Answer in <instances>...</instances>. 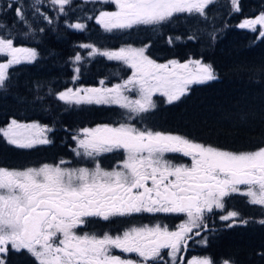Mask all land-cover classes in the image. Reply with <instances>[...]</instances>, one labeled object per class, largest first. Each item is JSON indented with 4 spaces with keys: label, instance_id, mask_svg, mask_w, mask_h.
Instances as JSON below:
<instances>
[{
    "label": "snow or ice",
    "instance_id": "obj_1",
    "mask_svg": "<svg viewBox=\"0 0 264 264\" xmlns=\"http://www.w3.org/2000/svg\"><path fill=\"white\" fill-rule=\"evenodd\" d=\"M83 2L115 6V11H101L95 17L97 24L111 32L138 26H151L155 30L181 13L206 17L205 9L214 0ZM13 3L17 4L18 22L27 25L23 4L13 0L7 8L12 9ZM48 3L58 16H66V6L72 5L73 0H48ZM231 3L239 11L238 0ZM44 5L45 0H32L30 7L51 24L52 19L41 11ZM258 26L259 36L264 38V13L239 25L253 32L258 31ZM68 27L82 31L85 25L75 23ZM0 29L6 26L0 23ZM168 42L172 43V39ZM81 47L90 49L89 56L121 61L132 70L131 75L112 87L103 86L101 81L102 87L69 88L57 98L66 104L118 106L124 110V122L119 126L85 128L73 136L76 141L73 151L90 160L91 168L64 167L63 160L58 165L23 170L0 168V253L26 250L35 264H160L164 259L162 250L167 249L170 264H184L181 253L188 248L190 234L194 229H207L206 213L214 209L223 211L226 197L238 194L246 198V203L264 208V147L231 152L131 123L156 107L154 96L164 97L166 103L172 104L188 92L190 85L215 80L211 65L198 60L156 63L145 55L146 47L129 46L119 51L100 50L93 45ZM36 55L35 50L15 47L12 38L0 35V56L8 58L0 62V89L5 87L13 65L31 62ZM81 59L76 54L74 64ZM79 71L74 68L75 73ZM45 131L39 125L20 124L16 120L7 128H0L7 142L19 148L50 143L43 134ZM118 150H122L124 159L111 170L101 168L97 157ZM169 153L190 158V165L173 163L166 158ZM161 212L183 214L186 220L177 230L156 224L131 227L116 235L76 231L87 225L90 218L109 221L113 217ZM238 216L237 211H229L221 219L234 223ZM259 223L264 224V219ZM114 250L125 255L114 254ZM0 264H4L3 259ZM187 264L212 262L204 257L192 258ZM222 264L231 262L225 259Z\"/></svg>",
    "mask_w": 264,
    "mask_h": 264
},
{
    "label": "trees",
    "instance_id": "obj_2",
    "mask_svg": "<svg viewBox=\"0 0 264 264\" xmlns=\"http://www.w3.org/2000/svg\"><path fill=\"white\" fill-rule=\"evenodd\" d=\"M81 4V0H73L72 5L66 6V16H58L57 11L48 6L52 23L47 26L34 24L35 30L18 22L15 15L17 5L0 12V23L6 26V29H0V35L12 38L15 47H29L38 53L34 61L21 62L9 69L5 87L0 89V128L16 120L51 130L49 145L30 149L9 144L0 133V168L23 170L47 163L54 165L58 159L70 156L72 137L77 131L124 122V110L116 106L69 105L57 98L69 88L102 87L101 81H104L103 86H111L123 83L131 75L132 70L121 61L100 55L89 56L90 49L81 45H93L108 51H119L128 46L146 47L145 55L156 63L198 60L211 65L217 76L215 80L190 85L188 92L172 104L166 103L164 97L154 96L156 107L142 114V119L137 118L131 123L139 128L180 135L231 152H248L264 147V38L230 25V15H226L229 10L222 11L224 17L221 19L219 16L215 37L209 36L208 44L197 47L200 39L184 41V37L171 36L179 34L168 32L163 25L155 30H126L114 35L105 34L95 21H76L85 25L82 31L68 27ZM89 5H84L83 12L97 13L98 10L91 9ZM239 9L242 10L231 14L233 22L264 11V1L242 0ZM183 23L184 20L178 18L166 24L173 25L175 30L189 32ZM169 38L172 43L168 42ZM78 53L82 59L74 64ZM0 62L6 61L0 59ZM76 67L80 69L78 74L74 72ZM110 155L103 156L108 157L105 162L100 160L103 169H106V164L118 161ZM169 160L178 164L173 157ZM245 201L246 198L238 197L225 199L228 207L237 211L247 223H242L244 226L235 230L211 224L217 232L212 233L210 228L206 232L208 244L201 248L193 246V255L210 258L212 264H222L225 259L231 264H264V224L259 223L264 219V215L261 216L264 210ZM216 222L217 217L213 216L207 223ZM153 223L148 219L105 221L95 223L85 231L98 233L133 224ZM163 223L177 225L175 220H164ZM3 260L4 264H35L23 250H9Z\"/></svg>",
    "mask_w": 264,
    "mask_h": 264
},
{
    "label": "rangeland",
    "instance_id": "obj_3",
    "mask_svg": "<svg viewBox=\"0 0 264 264\" xmlns=\"http://www.w3.org/2000/svg\"><path fill=\"white\" fill-rule=\"evenodd\" d=\"M214 1H220V8H219V13H220V19L222 18V17H224L223 16V10L224 11H228L229 10V13H227L226 15H230V20H229V24L231 25V24H233V25H237V27L239 28V29H242V30H246V31H248V32H250V33H258V37H260L259 36V26H258V31L257 32H253L252 30H250L249 28H241V27H239V25L241 24V23H243L245 20H247V19H244V20H242L241 22H233V20H231V14H236L238 11H236V10H232V7H233V5H232V3H231V0H214ZM241 1L242 0H238V7H239V5L241 4ZM264 1V0H263ZM9 2H13V0H0V12L1 11H3V10H8V8H7V4L9 3ZM20 2L23 4V9H24V12H25V16H26V19H27V25L26 26H28L31 30H35V25L34 24H40V23H43L45 26H47V25H49V23L44 19V17L43 16H41L39 13H37V12H35L34 11V9H32L31 7H30V5H31V2H32V0H20ZM81 2H82V4H81V6H80V10H79V12H78V10H77V12H76V16L73 18V23L72 24H75L76 23V21H78V20H88V21H95L96 22V19H95V17H97L98 15H99V13L101 12V11H115L116 9H115V6L114 5H112V4H102V3H95V4H93V3H84L83 2V0H81ZM258 2H260V0H258ZM85 4H90L89 5V7H92L91 9H93V8H95V9H97L98 11H97V13H95L94 11H92V12H90V13H88V14H85L84 12H83V7H84V5ZM13 5H17L16 3H13ZM48 6H50V3H48V2H45V5L44 6H42V8H41V11H43L48 17H49V13H48V10H50L51 8H49ZM106 6V7H105ZM107 6L109 7L108 9H105V8H107ZM50 7H52V6H50ZM234 9V8H233ZM4 12V11H3ZM262 13H264V12H262ZM262 13H259V14H257L256 16H254V17H251L250 19H253V18H256V17H258L259 15H261ZM89 16H91V17H93V19H88V17ZM100 25V24H99ZM163 26H165V28L168 30V32H170V31H179V29L178 30H172L173 29V25H168V24H165V25H163ZM100 27H101V29H102V31L105 33V34H111V35H114V34H117V33H123V31H126V30H113V31H111V32H109V31H105V29L100 25ZM143 30V32L144 31H147V30H149V29H151V30H153V27H151V26H138V27H134V28H132V29H128L126 32H128V31H131V32H137V31H139V30ZM184 33V34H183ZM188 33V31H184V32H180L179 33V35H173V34H171V36H174V37H184V39H185V37H186V34ZM193 37V39H190L191 41L190 42H193L194 40H196V38L194 37V36H192ZM199 37H202V35L200 34L199 35ZM177 39V38H176ZM184 41H187V40H184ZM130 45H132V44H130ZM129 47V46H128ZM131 47V46H130ZM133 47V46H132ZM20 48H27V49H31V48H29V47H20ZM36 52V51H35ZM37 53V52H36ZM37 55H38V53H37ZM37 55H36V57H37ZM36 57H35V59H36ZM0 59H3L4 61H6L8 58L7 57H3V56H0ZM34 59V60H35ZM33 60V61H34ZM22 62H28V61H22ZM32 62V61H31ZM164 64V63H163ZM208 82V81H207ZM204 83H206V82H204ZM198 84H203V83H198ZM114 85H116V84H113V85H111V86H106V87H112V86H114ZM95 87H99L98 85H96V86H93V87H83V86H80V87H78V88H74L73 90H76V89H88V88H95ZM72 89V88H71ZM81 94H83V93H81ZM129 95H132V94H129ZM133 98H135L134 96H133ZM69 105H76V104H74V103H72V104H69ZM84 105H88V106H90V105H97V104H84ZM98 106V105H97ZM100 106V105H99ZM106 106H115V105H106ZM116 107H118V106H116ZM119 108V107H118ZM20 124H33V123H20ZM9 125V124H8ZM7 125V126H8ZM36 125V124H35ZM7 126L6 127H4V128H7ZM40 126V125H39ZM97 126H104V125H96V126H94V127H92V128H89V127H86V128H88V129H93V128H96ZM115 126H119V124L118 125H115ZM41 128H44V127H42V126H40ZM44 129H46V128H44ZM83 130V129H82ZM82 130H79V131H77L76 132V134H74V135H78V134H80L81 133V131ZM50 132H51V130L50 129H46V131L43 133L44 134V136H46L48 139H49V135H50ZM73 135V136H74ZM72 139H73V137H72ZM50 140V139H49ZM48 144H50V143H48ZM42 145H47V144H37V145H35V146H42ZM15 146V145H14ZM35 146H33V147H35ZM17 147V146H16ZM74 148H76V141L75 140H72V147H70V149H71V151H70V158L69 157H63V158H61L60 159V161L57 163V164H55V165H58V164H60V162L63 160V161H65L66 163L63 165L64 167H69V168H77V167H89V168H91V167H93V164H92V162L90 161V160H88V159H82L81 157H79V156H77L76 155V153L73 151V149ZM107 154H112V155H110V156H114L115 157V160H118L117 162H115V163H113V164H106L105 165V168H106V170H111L112 168H114V167H116L117 166V164L121 161V160H123L124 159V154H123V152H122V150H118V151H113V152H109V153H103V154H101L99 157H97V159L99 160V162H100V160L102 159V157L104 156V155H107ZM170 154H174V153H170ZM167 155V154H166ZM119 156H121L120 158H119ZM166 158L167 159H169V157H167L166 156ZM105 160H108V157L107 158H105ZM177 164V163H176ZM180 164V163H179ZM100 167H101V164H100ZM38 168V167H37ZM102 168V167H101ZM150 181H149V185H150ZM234 195H238V194H234ZM236 197H238V196H236ZM242 197V196H241ZM235 198V197H234ZM243 198V197H242ZM251 205V204H250ZM257 206V205H256ZM216 212H219L220 213V210H215ZM230 211V207H228V205H227V203H225V208L223 209V211H221V213L223 214V215H225V214H227V212H229ZM162 213V212H161ZM150 214V213H149ZM151 214H155V213H151ZM264 215V213H262L261 214V216H263ZM239 218H241L240 216H238V217H236V218H234V220H235V222L233 223V221H225V220H222L223 221V226L225 227V228H229V229H237L238 227H240V225H241V219H239ZM186 220V219H185ZM184 220V221H185ZM239 220V221H238ZM184 221H182V222H184ZM182 222H180L178 225H176V226H171V227H168V229L169 230H177L178 229V226L182 223ZM232 224V226L231 227H228V224ZM156 224H160L161 226H165V225H162L160 222H155V223H153V224H150V225H148V224H145V225H148V226H153V225H156ZM257 224H259V223H257ZM261 224V223H260ZM139 226H142V225H136V224H133V225H130V226H127L126 228H117V229H115V230H113V231H102V232H98L97 234H99V235H102L104 232H109L110 234H112V235H116V234H118V233H122L124 230H126V229H129V228H131V227H139ZM210 230V225H207V229H199V232H200V235H194L193 234V237L191 238V243H190V245H189V249H188V251H189V254L190 253H192V255H184L183 254V262H184V264H187V262L189 261V260H191L192 258H204V256H201V255H193V246H195V247H203L204 245H206V244H208V235H206V232L207 231H209ZM77 232H79V231H77ZM211 232L212 233H216L217 231H212L211 230ZM201 241H204L203 243L201 242ZM167 252L168 251H166V253H164L163 254V257H164V259L160 262V264H170V258L167 256ZM2 254H4V253H0V259H3V257H2ZM114 254H117V255H125V254H123V253H120L119 251H115L114 250ZM132 258H135L134 256L132 257ZM210 259V258H209ZM211 261V260H210Z\"/></svg>",
    "mask_w": 264,
    "mask_h": 264
},
{
    "label": "flooded vegetation",
    "instance_id": "obj_4",
    "mask_svg": "<svg viewBox=\"0 0 264 264\" xmlns=\"http://www.w3.org/2000/svg\"><path fill=\"white\" fill-rule=\"evenodd\" d=\"M219 8H220V1H214L213 4L209 5L206 9V17H201L198 14H187L184 13L185 16H183V20L184 23L183 25L189 29V32L186 34L185 40L187 41H191L189 39V37L194 36L195 38H197V40L200 39V43L198 44L197 47H201L205 44L209 43V36L211 37H215L216 33H217V29L219 27L220 24V20H219ZM242 9H239V11H241ZM264 11H261L259 13H262ZM259 13H255L254 16H256ZM251 16V17H254ZM251 17H247L244 19H250ZM243 19V20H244ZM241 22V21H240ZM235 28L239 29L237 27V25L234 26ZM246 31V30H244ZM248 32V31H247ZM250 33V32H249ZM202 35V37H199V35ZM254 35H258V33H251ZM169 158L173 159H177L178 160V164L179 163H184V164H189L191 163L190 158L188 157H183L181 154H167L166 155ZM235 197L238 196V198H242L240 195H234ZM245 198V197H243ZM230 211H235L233 208H230ZM240 215V214H239Z\"/></svg>",
    "mask_w": 264,
    "mask_h": 264
}]
</instances>
